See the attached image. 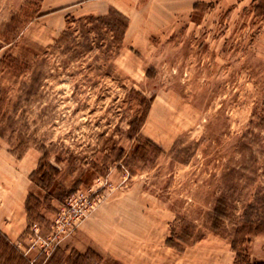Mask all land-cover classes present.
Returning a JSON list of instances; mask_svg holds the SVG:
<instances>
[{
  "label": "rangeland",
  "instance_id": "1",
  "mask_svg": "<svg viewBox=\"0 0 264 264\" xmlns=\"http://www.w3.org/2000/svg\"><path fill=\"white\" fill-rule=\"evenodd\" d=\"M109 1L0 0V144L30 159L46 152L60 172L48 191L30 182L41 203L25 254L47 264L33 224L49 237L83 194L93 209L53 249L59 263L83 248L81 233L106 234L105 254L111 243L133 264L235 262V229L264 217V0H169L167 11L139 1L135 19L173 22L141 50L95 19ZM139 93L153 98L143 123ZM217 197L230 219L215 233ZM245 249L264 264V233Z\"/></svg>",
  "mask_w": 264,
  "mask_h": 264
},
{
  "label": "crops",
  "instance_id": "2",
  "mask_svg": "<svg viewBox=\"0 0 264 264\" xmlns=\"http://www.w3.org/2000/svg\"><path fill=\"white\" fill-rule=\"evenodd\" d=\"M139 1L143 0H112L108 2V5L109 8L111 7L110 9L118 11L128 19V26L124 33L123 41L129 45L130 48L141 50L146 47V43L149 42L153 36L158 34L163 35L164 32H167L168 29L173 26V22L165 19L153 22L145 18L140 20L135 19V16H138L141 10H146L145 5L141 8L137 7ZM149 1L163 2L157 9L166 8L169 10L174 9L176 6L173 2H168L169 0ZM132 3H134L135 6L132 5ZM162 11L163 10H161V12ZM166 16L168 17L171 15L168 14ZM27 154L28 153L22 156H16L12 151L4 148L0 144V231L15 245L18 246V244H21V247L18 246L20 249L25 246L21 239L28 226L26 199L29 195V186L31 182L30 174L36 169L40 158L38 156H32V159H30ZM95 215L96 214L90 219L92 220L93 218V221L96 222ZM83 236H85L84 233H81L80 239L82 238V240L80 245H83V248H81L79 252L85 253L88 250L94 251L102 257L101 264H133L126 259H117L113 257L112 252H110L111 243H109V250H107L109 254H105L104 251L106 250H104L105 246L102 240L103 238H107L106 234H102V236L98 234L94 236L91 234L86 238ZM108 238H110V235H108ZM24 248L25 247H23V249ZM78 248L80 247L77 245L75 249ZM21 251L26 253L27 249H21ZM30 260L34 261V259ZM175 262L177 261L161 258V261L157 264H178ZM226 264H234V259L232 260L231 258Z\"/></svg>",
  "mask_w": 264,
  "mask_h": 264
},
{
  "label": "trees",
  "instance_id": "3",
  "mask_svg": "<svg viewBox=\"0 0 264 264\" xmlns=\"http://www.w3.org/2000/svg\"><path fill=\"white\" fill-rule=\"evenodd\" d=\"M262 9L260 4L255 6L256 11ZM98 21L107 26L112 32L119 35L120 40L123 39L124 33L128 26V19L119 13L116 10H112L108 15L98 16ZM140 95V93H139ZM141 104L145 106L143 111L142 118L140 122L143 123L144 119L147 116V110L150 107L153 98L146 99L144 96L140 95ZM136 140L141 145L142 136L139 134V131L136 130L135 134L130 136L131 139ZM146 144L150 146L157 147L152 141L145 139ZM121 159V158H120ZM119 160V159H118ZM56 163H59V159L55 160ZM60 172L57 167L52 165L48 158L47 153L44 152L42 158L39 160L38 167L30 174V179L44 191H48L50 186L55 182ZM39 176V179L36 177ZM35 202L33 206L32 202ZM40 200L36 198L32 193H30L26 199V212L28 220L32 219L33 207H38L40 205ZM230 215L228 211L227 202L224 197H217L212 209V217L210 230L212 232L218 233L222 225L229 221ZM264 233V217L258 221H252L246 219L234 231V234L230 238L231 249L235 252V262L234 264H251L249 257L247 256L245 245L248 243V239L255 235H260ZM180 239H184L183 236ZM168 245H173L171 238L166 239ZM177 249L178 246H175ZM90 257H96L98 259V264H101L102 257L95 253L92 250H88L85 253H73L72 257L68 261L62 260V263H59L62 258L61 251L57 254V250L53 252L48 258H46L47 264H85V262L90 259ZM0 264H35V261H32L26 256V254L21 251V249L12 243L6 235L0 231ZM262 264V263H258Z\"/></svg>",
  "mask_w": 264,
  "mask_h": 264
},
{
  "label": "built area",
  "instance_id": "4",
  "mask_svg": "<svg viewBox=\"0 0 264 264\" xmlns=\"http://www.w3.org/2000/svg\"><path fill=\"white\" fill-rule=\"evenodd\" d=\"M69 207L73 209V214L66 221L65 224H62L60 219L56 220L55 229L47 238H41L38 236V226L33 224L32 230L36 235V242L41 244V251L46 256H50L58 244L79 227L80 223L90 214L93 209V201L87 196L75 195L73 198H70ZM77 207V208H76ZM65 225H68L66 229ZM34 261H32L33 263Z\"/></svg>",
  "mask_w": 264,
  "mask_h": 264
}]
</instances>
